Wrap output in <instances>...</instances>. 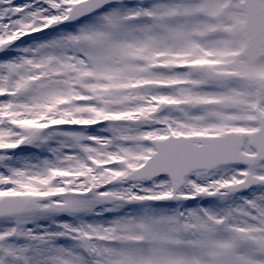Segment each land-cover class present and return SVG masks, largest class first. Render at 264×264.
<instances>
[{
    "label": "snow or ice",
    "instance_id": "6c2138e0",
    "mask_svg": "<svg viewBox=\"0 0 264 264\" xmlns=\"http://www.w3.org/2000/svg\"><path fill=\"white\" fill-rule=\"evenodd\" d=\"M0 264H264V0H0Z\"/></svg>",
    "mask_w": 264,
    "mask_h": 264
}]
</instances>
